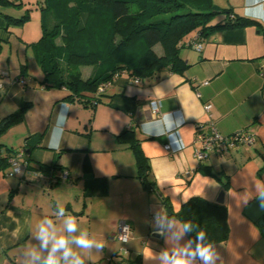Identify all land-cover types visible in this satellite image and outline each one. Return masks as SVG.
Returning <instances> with one entry per match:
<instances>
[{"label":"crops","instance_id":"1","mask_svg":"<svg viewBox=\"0 0 264 264\" xmlns=\"http://www.w3.org/2000/svg\"><path fill=\"white\" fill-rule=\"evenodd\" d=\"M10 1L22 5L0 3V73L6 72L0 75V120L21 106L25 110L18 122L0 134V152L12 155L24 148L29 166L22 176L7 175L9 165L0 169V264H23L21 252L31 243L30 226L45 216L53 217L57 202L105 245L101 253L88 256L87 264H146L141 253L164 247L162 237L152 236L154 210L168 205L173 215L192 196L216 202L221 190L229 234L216 244L226 264H235L236 256L241 258L237 264H264V211L255 201L240 206L252 195V182H264V74L260 71L264 24L189 37L190 43L179 50L188 64L183 74L164 72L147 78L122 74L103 88L99 102L92 106L82 96L68 98L65 87L45 88L43 72L34 77L29 62L35 56L32 44L38 40L34 28L29 30L27 21L15 25L6 17H19L24 5L33 11L34 0ZM211 2L218 11L243 16L242 8L234 7L237 0ZM224 16L219 13L215 20ZM154 49L163 54L160 45ZM92 72L91 67L81 69L83 78ZM153 99L160 103V113H186L178 130L183 149L166 137L143 134L140 125L144 116H150L143 106ZM64 103L73 110L68 113L61 150L55 151L47 143ZM211 123L223 135L245 128L256 136L255 142L211 151L198 160L195 137L210 134ZM134 141L147 159V178L153 188L142 181ZM168 142L171 151L164 148ZM44 166H54V171L33 174ZM62 171L67 173L65 179L59 178ZM120 218L133 228L125 245L114 236Z\"/></svg>","mask_w":264,"mask_h":264},{"label":"trees","instance_id":"2","mask_svg":"<svg viewBox=\"0 0 264 264\" xmlns=\"http://www.w3.org/2000/svg\"><path fill=\"white\" fill-rule=\"evenodd\" d=\"M40 4L41 36L32 44L34 55L43 72L45 88L65 87L68 98H81L95 106L99 102L98 87L110 84L122 74L131 78L161 77L164 72L183 74L188 64L179 54L189 44V37L204 36L217 30L244 27L257 22L230 11H218L211 0H44ZM0 3L22 2L0 0ZM53 14L47 18L50 8ZM30 8L27 7V11ZM224 13L216 21L217 14ZM85 14L84 24H80ZM6 17L15 25L24 24L28 12L19 17ZM99 34L93 39L92 25ZM82 25V26H81ZM87 38L80 39V33ZM189 38V39H188ZM92 42V43H90ZM160 45L163 54L154 47ZM93 74L83 78L82 67ZM106 86V85H105ZM104 86V87H105ZM85 97L86 92H95ZM25 106L0 120V134L21 119ZM124 133L128 130H124ZM140 176L145 187L153 188L147 178L148 162L138 142H132ZM8 151V149H6ZM12 149H9L11 151ZM9 153L1 155L0 169L6 168ZM52 173L54 166L39 167ZM227 185V183H224ZM167 204L165 198H163ZM168 206V205H167ZM171 214V213H170ZM180 220H190L205 230L214 243L223 242L229 234L224 203L192 196L173 213Z\"/></svg>","mask_w":264,"mask_h":264},{"label":"clouds","instance_id":"3","mask_svg":"<svg viewBox=\"0 0 264 264\" xmlns=\"http://www.w3.org/2000/svg\"><path fill=\"white\" fill-rule=\"evenodd\" d=\"M234 7L242 8L244 17L264 24V0H237ZM160 107L155 99L143 106L150 113V116H144L140 125L143 134L146 137H166L183 149L184 142L178 130L187 118L186 113H160ZM71 110V104H61L49 135L48 148L61 150ZM251 192L252 195L240 206L247 207L255 201L259 210L264 211V182H252ZM151 225L154 233L163 238L164 247L158 252L150 248L141 253L146 264H226L219 246L209 239L205 230L190 220H180L169 214L166 207L154 210ZM30 235L31 243L21 252L23 264H87L88 256L101 253L105 247L86 228L82 229L78 218L59 202L55 204L53 217L45 216L34 227L30 226ZM232 259L235 264L241 260L238 256Z\"/></svg>","mask_w":264,"mask_h":264},{"label":"built area","instance_id":"4","mask_svg":"<svg viewBox=\"0 0 264 264\" xmlns=\"http://www.w3.org/2000/svg\"><path fill=\"white\" fill-rule=\"evenodd\" d=\"M194 44L195 46H197V48H200V44ZM260 71L262 74H264V64H262ZM1 74H6V72H1L0 75ZM105 85H107V83L99 85L98 92H102ZM2 88L3 85L0 82V89ZM205 108L206 110H209L210 105L206 104ZM211 125L212 132L210 134L205 135L199 133L195 137V142L199 144V147L195 150L194 154L198 160L204 159L211 151L222 152L225 150H230L238 145H252L255 142L256 136L245 128L237 130L230 135H223L216 130V128L213 126V123H211ZM164 148L168 151H171V143H165ZM1 155L2 153L0 152V157ZM24 156L26 158H23ZM8 164L9 170L6 172L7 175H24L29 166V160L26 150L24 148L17 149L14 154L8 157ZM17 169H19V171H17ZM41 173L42 170L39 168L33 171L34 175H41ZM66 176L67 173L65 171H62L59 178L65 179ZM59 178L57 177L56 179ZM151 218H153V214L151 215ZM125 227H127L126 231H124ZM132 235L133 228L131 224L126 219L120 218L116 225V232L114 234L115 238L119 240L123 245H125L132 237ZM121 250L126 251V248L122 247Z\"/></svg>","mask_w":264,"mask_h":264},{"label":"rangeland","instance_id":"5","mask_svg":"<svg viewBox=\"0 0 264 264\" xmlns=\"http://www.w3.org/2000/svg\"><path fill=\"white\" fill-rule=\"evenodd\" d=\"M44 0H34V10L32 11L31 9L29 11H27V6L24 5L23 7V11H22V14L25 13V12H28L29 16H30V19L27 20V27L29 30H31L32 28H34V40H37L39 39L41 36V15H42V10H41V7H40V4L42 2V4L44 5ZM26 4V3H25ZM33 7V6H32ZM49 13H47V18L50 17V15H52L54 12H53V8L51 7L50 10L48 11ZM86 19V16L85 14L82 15L81 17V22L80 24H84V22ZM87 20V19H86ZM82 26V25H81ZM92 32L91 34L93 33V39L94 40H99V34L100 33H97V31H94L96 30V28L94 27V24L92 25ZM87 38L86 34L85 33H80V39H85ZM92 43V42H90ZM31 58V60H30ZM29 58V62H31V70L34 71V77L36 78H40L42 76V70L40 68V65L38 64L37 62V59L36 57H30ZM34 59V60H33ZM89 72V70H88Z\"/></svg>","mask_w":264,"mask_h":264},{"label":"water","instance_id":"6","mask_svg":"<svg viewBox=\"0 0 264 264\" xmlns=\"http://www.w3.org/2000/svg\"><path fill=\"white\" fill-rule=\"evenodd\" d=\"M223 198H224V190H221L219 193H218V196L216 198V202H219V203H222L223 202ZM167 210L169 211V214L171 213V210L169 208V206H166ZM259 224L262 225V221H259ZM262 232H264V230H262ZM152 236H155V237H158L159 235H156L154 233V231L152 232Z\"/></svg>","mask_w":264,"mask_h":264}]
</instances>
